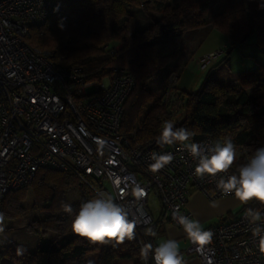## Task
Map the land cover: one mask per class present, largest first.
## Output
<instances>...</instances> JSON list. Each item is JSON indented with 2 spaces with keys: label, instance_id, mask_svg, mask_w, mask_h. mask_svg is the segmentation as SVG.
I'll list each match as a JSON object with an SVG mask.
<instances>
[{
  "label": "built area",
  "instance_id": "obj_1",
  "mask_svg": "<svg viewBox=\"0 0 264 264\" xmlns=\"http://www.w3.org/2000/svg\"><path fill=\"white\" fill-rule=\"evenodd\" d=\"M59 9L57 0H0V207L7 192L28 186L39 170L64 172L85 187L98 183L100 189L94 188L98 195L111 194L135 222L142 248L141 230L152 220L149 197L158 200L167 219L180 226L172 213L178 208L191 217L189 186L210 200L231 195L216 188L219 175L203 180L193 175L196 162L181 144L153 148L120 131L123 104L133 87L124 68L111 66L99 78H89L82 65H57L50 51L27 44L30 27ZM223 52L220 48L202 55L198 65L204 67ZM177 79L178 70L170 72L162 91L170 108L181 104ZM192 142L215 144L210 138ZM153 152H171L174 160L152 173ZM231 174L230 169L227 175ZM136 186L146 192L142 199L134 195ZM246 208L264 213V204L249 201L241 214L204 228L214 235L201 250L186 237L181 254L197 257L200 264H264L259 238L244 218ZM148 264H154L151 254Z\"/></svg>",
  "mask_w": 264,
  "mask_h": 264
},
{
  "label": "trees",
  "instance_id": "obj_2",
  "mask_svg": "<svg viewBox=\"0 0 264 264\" xmlns=\"http://www.w3.org/2000/svg\"><path fill=\"white\" fill-rule=\"evenodd\" d=\"M57 1L59 11L30 27L26 42L50 51L57 65H82L89 78H99L111 66L124 68L133 79V87L123 104L122 133L131 135L137 142L147 141L153 148L164 147L166 145L160 146L156 141L163 122L171 120L175 121V127H185L195 133L190 142L210 138L221 143L226 138L231 139L241 149L231 168L233 173L248 161L256 150L249 148L256 131L264 128V63L242 71L236 85L211 80L210 72L227 61L232 50L245 44L249 37L253 38L257 49L264 50V0H214L218 10L213 14L210 0H155L157 14L140 29L136 28L135 11L138 7L146 9L147 0ZM208 24L228 38L229 46L222 47L224 54L196 90L184 91L177 85L179 106L175 104V108H170V104L162 100L161 92L160 99L143 111L151 100L146 90L147 81L179 54L186 30ZM118 44L120 48L109 54ZM172 71L167 72L165 80ZM254 87L257 93L247 92ZM243 121L247 127L242 126ZM71 186L83 185L70 174L41 169L28 186L6 193L0 212L5 211L9 198L22 200L30 192L32 207L47 212L37 221V226L54 227L57 225L54 215L63 209L61 194ZM84 202L82 195L78 203L71 205L73 214H65L53 235L39 236L34 251L14 241L7 246L0 245V264H87L86 259L92 256L95 258L92 264H142L136 237L113 247L111 243L91 244L72 231V217ZM163 219L164 215L159 220L152 218L150 224L142 228L145 245L150 243L155 248L154 239ZM149 229L156 235H151Z\"/></svg>",
  "mask_w": 264,
  "mask_h": 264
},
{
  "label": "clouds",
  "instance_id": "obj_3",
  "mask_svg": "<svg viewBox=\"0 0 264 264\" xmlns=\"http://www.w3.org/2000/svg\"><path fill=\"white\" fill-rule=\"evenodd\" d=\"M195 133L185 127H175L171 120H166L161 126L157 144L160 146L181 144L196 162L193 175L203 180L205 177L216 178V188L225 193L234 195L242 204L256 200L264 204V147L256 149L248 161L240 165L237 172L227 175L237 159L236 146L231 139L226 138L223 143L216 142L211 146L190 142ZM152 163L149 170L158 173L170 165L174 156L171 152H153L150 157ZM134 195L137 199L146 196L143 188L136 186ZM63 211L73 214L70 204H62ZM173 220L180 225L187 238L201 250L212 242L213 231L204 230L199 220L190 218L174 209ZM252 234L258 237V251L264 254V213L253 208H246L245 217ZM5 216L0 212V233L4 232ZM136 224L128 218L124 207L117 204L109 193H101L80 205L79 211L72 221V231L91 244L105 245L111 243L113 247L123 244L126 240L135 238ZM151 235L156 233L149 229ZM154 264H187L180 252V246L174 239L161 242L153 249L149 243L140 250L142 264H148L149 256ZM88 264H92L91 261Z\"/></svg>",
  "mask_w": 264,
  "mask_h": 264
},
{
  "label": "rangeland",
  "instance_id": "obj_4",
  "mask_svg": "<svg viewBox=\"0 0 264 264\" xmlns=\"http://www.w3.org/2000/svg\"><path fill=\"white\" fill-rule=\"evenodd\" d=\"M167 1H175V0H167ZM155 3H156L155 0H147V3L145 5L147 7L146 9H143V7H138V9H136L135 11L136 28L138 29L143 28L144 26L148 24L149 18L152 15L157 14L158 9L156 8ZM210 5H211V9H210L211 14H213L218 10L217 8L218 5L214 2V0H210ZM208 27H210L209 24L204 27L186 30L183 33L182 39L180 42L179 54L171 61V63L167 64L165 68H162L161 70H159L154 77H152L151 79L147 81L146 90L151 94V100L148 103H146L143 111L149 108L150 105H152L155 100L160 99V95L162 92V88L165 82V76L167 72L169 70L179 69V66L183 61L182 56L183 55L187 56L189 54L191 45L201 35L200 31H203L204 29H207ZM253 52H256V49L253 46V38L249 37L245 44L241 46H237L236 48L232 50V52L229 54L228 62L233 67H236V65L237 66L240 65L245 58L249 62L250 57L254 56ZM201 56H198L197 61ZM220 58L221 57H219L217 60H219ZM215 61L216 59H213L212 61H210L209 64L205 65L204 67H200L198 65L199 64L198 62L197 64H194V62H190L187 65V68L189 67L190 69H192L193 74H194L192 76H186V81L188 82V84H190L189 87L187 88L188 91H194L199 87V85L203 81V78L207 72V69L209 68V66L213 65ZM172 63H174V65ZM180 78L184 79V76L182 75V73H180ZM176 83H178V79ZM90 91H91V88H87V92H90ZM247 92L250 94H255L258 92V90L255 87L248 88ZM181 116L182 114L178 116L176 120L181 118ZM242 126L247 127L246 122L243 121ZM248 128L253 129L254 127L248 126ZM256 132L257 133L255 134V139L252 142V146L249 147L250 149H257V148L264 147V128ZM236 151H237V156H238L239 153L241 152V149L236 147ZM92 184H93V187L71 186V187L65 188L61 194L62 202L70 204V205L76 204L79 202L80 197L82 195L84 197L85 202L93 198H96L98 194L96 193L94 188L100 189V187L98 183H96L95 181H92ZM206 200L208 202L206 214L208 215H206L204 219L200 221L203 228L214 225L218 223L220 220L228 219L230 217H235L241 214L244 210V206H243L244 204L236 200L234 195H228V196L216 198L213 200L206 198ZM32 202H33V197L30 192H28L22 200H16L12 198H9L7 200L5 211L3 212L5 216V221H4V232L0 233V245L7 246L11 242L14 241V242H18L20 245L23 244L27 246H31V245L34 246L37 243L38 236L40 235L51 236L53 235V233H55L59 229L58 224H60V222L63 220L66 214L63 211V209L55 213L54 215L56 219V224L58 226L55 225L54 227H51V228L44 226L42 228H39L37 226V221L40 218H43L44 216H46L47 212L45 209H41V208L34 209L32 207ZM158 207L160 211L161 206L158 200L152 199L149 197V199L147 200V208L149 212L151 213L152 218H154L155 220L158 214V211H157ZM217 207H221V209H223V207H228V208L227 210H224L219 214H213L212 211L217 209ZM78 211L79 209L75 212V214ZM75 214L73 215L72 219H74ZM169 228L178 230L179 226L171 223L169 219H167V216H165V221L164 223H162V227L154 239V243L157 246L161 242H164L168 239H172L168 233ZM6 230H8L11 233L7 234ZM183 238L184 236H182V232L180 231L178 235V239H176V241L178 242L181 250H183L187 244ZM183 257L184 259L191 258L187 256H183Z\"/></svg>",
  "mask_w": 264,
  "mask_h": 264
},
{
  "label": "crops",
  "instance_id": "obj_5",
  "mask_svg": "<svg viewBox=\"0 0 264 264\" xmlns=\"http://www.w3.org/2000/svg\"><path fill=\"white\" fill-rule=\"evenodd\" d=\"M177 1V0H175ZM218 8V7H217ZM201 35L200 37L191 45L189 54L183 55V61L179 66V77H178V87L181 90L188 91V87L190 84L186 81V76H192L193 71L189 67L187 68V65L190 62H194V64H197V58L198 56H201L205 53H209L215 50L220 49L221 47H228L229 46V40L221 33L219 30H217L214 27H208L207 29H204L203 31H200ZM241 46V45H240ZM254 46V45H253ZM255 47V46H254ZM256 52H253L254 56L250 57V60H246V58L243 60V62L240 65H236V67H233L229 64L228 60L223 62L220 66H218L215 69H212L210 72V79L214 80L216 82L222 83V84H228V85H236L237 83V77L238 75L244 71V70H251L254 69L258 63H264V50H259L255 47ZM186 56V57H185ZM185 57V58H184ZM229 58V57H228ZM218 60L213 63L216 64ZM174 65V63H172ZM176 64V63H175ZM209 66L207 69V72L210 70V68L213 66ZM206 72V73H207ZM180 73L184 76V79L180 78ZM257 89V87H255ZM238 147V146H236ZM239 148V147H238ZM207 200L206 198L194 187L189 186L188 187V199H187V209L191 213L190 218H194L196 220L202 221L204 217L208 214H206L207 209ZM230 207V206H229ZM228 207H217V209L213 210V214H219L224 210H227ZM158 214L156 219L159 220L162 215H164L163 222L165 221V214L163 213L162 209L159 211V207L157 208ZM215 212V213H214ZM154 219V218H153ZM182 232V236H184V241L186 242V234L184 233L181 226H179V229H173L169 228L168 233L170 237L174 240L178 239L179 232ZM38 235V234H36ZM39 238V236H38ZM22 239V238H20ZM38 240V239H37ZM24 248L30 251H34L37 243L33 246H27L23 245ZM157 245L155 244L154 247ZM180 252L182 250L180 249ZM187 264H200V261L197 257H191L184 259ZM91 261L92 263L95 261V258L89 257L86 259V263Z\"/></svg>",
  "mask_w": 264,
  "mask_h": 264
}]
</instances>
